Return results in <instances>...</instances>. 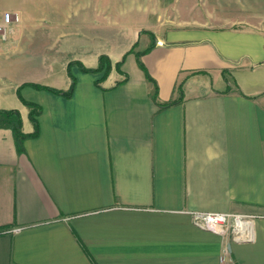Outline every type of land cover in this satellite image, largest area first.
Here are the masks:
<instances>
[{"label": "crops", "instance_id": "crops-1", "mask_svg": "<svg viewBox=\"0 0 264 264\" xmlns=\"http://www.w3.org/2000/svg\"><path fill=\"white\" fill-rule=\"evenodd\" d=\"M5 12L18 21L0 40V110L24 134L17 91L41 112L21 152L0 122V264H264V0H0ZM101 54L124 57L96 86L77 62ZM69 63V97L31 86L66 92ZM193 213L252 216L254 239Z\"/></svg>", "mask_w": 264, "mask_h": 264}, {"label": "trees", "instance_id": "trees-1", "mask_svg": "<svg viewBox=\"0 0 264 264\" xmlns=\"http://www.w3.org/2000/svg\"><path fill=\"white\" fill-rule=\"evenodd\" d=\"M136 61H137L139 68L144 71V68L139 61V54H136ZM71 65H72V63H70L67 67V72H68V75L70 76L71 83H70L69 89L66 92H60V91H57L55 89H51L48 87L35 85V84H32L31 86L37 90H45V91H48V92L53 93V94H60V95L65 96V97H69L73 91V87L75 84V80L70 75V72H69V68ZM78 66H79V70L83 73L101 74V77L94 82V84L96 86H98L101 82L106 80V78L109 76V74L112 70L111 63H110L109 59L105 56L99 57L98 66L95 69H86L81 64H78ZM120 66H121V62L116 63L115 70L120 72ZM145 76L149 81H151V79L148 77L147 74H145ZM17 95H18L20 102L28 109V119L32 125L33 131L30 134L22 133V130H21L22 123H21L20 115H19V112L16 110H0V116L3 117V119H4L3 124L7 128H9L13 134L17 150L19 152H21L23 141L28 139V138H34L38 135L39 126H38L37 118L41 112V109L38 105L22 99L20 94H19V91H17ZM153 99H154V102L156 103V88L154 91ZM172 104H173V102H169V103L164 104L162 106H170Z\"/></svg>", "mask_w": 264, "mask_h": 264}, {"label": "built area", "instance_id": "built-area-1", "mask_svg": "<svg viewBox=\"0 0 264 264\" xmlns=\"http://www.w3.org/2000/svg\"><path fill=\"white\" fill-rule=\"evenodd\" d=\"M17 21V16L9 12L3 13L0 22V40H6L10 25ZM158 44L161 45L162 43L158 42ZM192 219L197 226L216 232L223 237H229L235 242L247 243L254 239L252 230L254 217L252 216L226 213H193Z\"/></svg>", "mask_w": 264, "mask_h": 264}, {"label": "rangeland", "instance_id": "rangeland-1", "mask_svg": "<svg viewBox=\"0 0 264 264\" xmlns=\"http://www.w3.org/2000/svg\"><path fill=\"white\" fill-rule=\"evenodd\" d=\"M133 48V47H132ZM101 56H105V57H107L108 59H109V61H110V63H111V67H112V70H115V65H116V63H120L121 62V60L123 59V57H118V58H121L119 61H117L116 62V57H114V56H109V55H105V54H101L99 57H101ZM99 57H98V59H99ZM98 59H97V64H96V67L98 66ZM70 64V63H69ZM68 64V65H69ZM73 64V63H72ZM77 64H80V63H78L77 62ZM82 65V64H81ZM83 66V65H82ZM68 67V66H67ZM79 67V66H78ZM84 67V66H83ZM95 67V68H96ZM85 68V67H84ZM95 68H86V69H95ZM111 70V71H112ZM98 75H100V77H101V74H98ZM26 80H29V79H26ZM6 90L8 91V89L6 88ZM18 96V95H17ZM3 121H4V119H3V117H1L0 116V122H2L3 123Z\"/></svg>", "mask_w": 264, "mask_h": 264}]
</instances>
